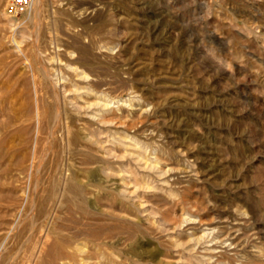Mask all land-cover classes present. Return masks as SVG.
<instances>
[{"label": "rangeland", "instance_id": "rangeland-1", "mask_svg": "<svg viewBox=\"0 0 264 264\" xmlns=\"http://www.w3.org/2000/svg\"><path fill=\"white\" fill-rule=\"evenodd\" d=\"M7 4L0 264H185L194 225L237 224L264 252V0H32L17 17ZM68 181L86 213L61 206Z\"/></svg>", "mask_w": 264, "mask_h": 264}, {"label": "bare ground", "instance_id": "bare-ground-1", "mask_svg": "<svg viewBox=\"0 0 264 264\" xmlns=\"http://www.w3.org/2000/svg\"><path fill=\"white\" fill-rule=\"evenodd\" d=\"M35 4V3H34ZM38 4V3H37ZM93 13V12H92ZM58 20V19H57ZM85 23V22H84ZM60 26V25H59ZM73 33V32H72ZM68 34V33H67ZM47 40V39H46ZM86 41V40H85ZM99 41V40H98ZM103 41V40H102ZM40 42V41H39ZM46 42V41H45ZM47 43V42H46ZM75 43V42H74ZM52 44V43H51ZM38 45V44H37ZM101 48V47H100ZM104 48V47H103ZM102 49V48H101ZM78 51H79V53H80V58H79V60L80 61H82V63H87L89 66H90V68L92 67V68H94V67H96V66H94L95 64V58L96 57H94V54H92V52H91V50H90V48H89V46H85V45H82V46H80L79 48H78ZM69 55V54H68ZM72 56V55H71ZM77 57V56H76ZM56 60V59H55ZM98 59H96V61H97ZM61 62V61H60ZM62 64V63H61ZM102 66V65H101ZM41 67V66H40ZM74 67V66H73ZM76 67V66H75ZM52 69V68H51ZM76 69H78V68H76ZM100 69H102V68H100ZM99 69V70H100ZM57 70V69H56ZM107 70V69H106ZM102 71V70H101ZM113 71V70H112ZM95 72V71H94ZM42 74V73H41ZM56 77V76H55ZM58 77V76H57ZM62 77V76H61ZM84 78H85V76H83ZM82 77V78H83ZM78 78H80V77H78ZM77 78V79H78ZM86 78H89L88 76L86 77ZM100 79H101V77H100ZM93 80V79H92ZM55 81V80H54ZM60 81V80H59ZM62 81V80H61ZM102 82V81H101ZM36 83V82H35ZM39 83V82H38ZM59 83V82H58ZM71 83V82H70ZM91 83V82H90ZM57 84V83H56ZM99 84V83H98ZM97 84V85H98ZM73 85V84H72ZM45 86V85H44ZM95 86V85H94ZM100 86H106L105 84H102V83H100ZM57 87V86H56ZM59 87V86H58ZM48 88V87H47ZM75 88V87H74ZM43 89V88H42ZM58 90V89H57ZM74 90V89H73ZM107 90V89H106ZM64 91V90H63ZM66 91V90H65ZM76 91V90H75ZM74 92V91H73ZM81 92V91H80ZM98 92H99V90H98ZM98 92H96V94L98 93ZM37 93V92H36ZM66 93V92H65ZM101 93H102V90H101ZM107 93V92H106ZM95 94V95H96ZM105 93H102L101 95H99L98 97H99V99H103L105 102H106V104H104V106L105 107H108V106H110V103H118L119 101H116L115 100V98H110V99H108V97L106 98V94L104 95ZM98 95V94H97ZM104 95V96H103ZM109 96V95H108ZM97 97V96H96ZM57 100H59V99H57ZM34 102V101H33ZM75 102V101H74ZM94 104V103H93ZM97 104V103H96ZM100 105H102V104H100ZM82 106V105H81ZM113 107V106H112ZM102 108V107H101ZM113 109V108H112ZM102 110V109H101ZM100 110V111H101ZM105 110V109H104ZM111 110V109H110ZM107 111H109V110H106V113H107ZM60 113V112H59ZM45 114V113H44ZM122 116V115H121ZM20 117V116H19ZM39 117V116H38ZM104 118V117H103ZM26 119V118H25ZM23 120V119H22ZM68 120V119H67ZM98 121V120H97ZM26 123V122H25ZM57 123V122H56ZM39 126V125H38ZM59 127V126H58ZM95 127V126H94ZM16 131V130H15ZM66 136H68V135H66ZM65 136V137H66ZM45 137V136H44ZM48 138V137H47ZM48 141V140H47ZM4 142V141H3ZM46 143V142H45ZM70 143V142H69ZM78 143V139H76V138H74L73 139V142H72V144H77ZM99 143V142H98ZM36 144V143H35ZM87 144V143H86ZM104 145V144H103ZM34 146V145H33ZM50 146V145H49ZM73 146V145H72ZM52 147V146H51ZM73 147H75V146H73ZM138 147V146H137ZM136 147V148H137ZM34 148V147H33ZM43 148V147H42ZM41 148V149H42ZM36 149V148H35ZM74 149V148H73ZM6 151V150H5ZM52 151V150H51ZM7 152V151H6ZM48 152V151H47ZM36 153V152H35ZM49 153V152H48ZM73 154V153H72ZM85 155V154H84ZM115 155V154H114ZM48 156V155H47ZM23 157H25V156H23ZM45 158V157H44ZM47 158V157H46ZM41 159V158H40ZM23 160V159H22ZM8 162V161H7ZM73 164V163H72ZM34 165V164H33ZM6 167V166H5ZM42 167V166H41ZM64 169V168H63ZM3 170H5V169H3ZM74 170V169H73ZM20 173V172H19ZM80 173V172H79ZM30 175V174H29ZM166 175V174H165ZM32 176V175H31ZM36 176V175H35ZM39 176V175H38ZM73 176V175H72ZM162 176V175H161ZM82 177V176H81ZM32 179V178H31ZM74 179V178H73ZM81 179V178H80ZM44 180V179H43ZM23 181H24V179H23ZM72 181V180H71ZM71 181H68V182H71ZM76 181V180H75ZM80 181V180H79ZM41 182V181H40ZM44 182H45V180H44ZM50 182V181H49ZM48 182V183H49ZM2 183V182H1ZM1 183H0V185H1ZM36 183V182H35ZM48 183L46 184V185H48ZM52 183V182H51ZM50 184V183H49ZM53 184V183H52ZM64 184V183H63ZM167 184V183H166ZM166 184H164V185H166ZM31 185V184H30ZM35 186V185H34ZM49 186V185H48ZM65 186H66V184H65ZM64 186V188H63V193H62V200L60 199L59 200V202L61 203V206H63V204L64 205H67V206H69L70 208H71V210L72 211H81L82 213L84 212V213H86V209H85V207H83V205H81L80 204V197H81V192H82V189H84V188H82L81 189V187L76 183V182H71L68 186H66L65 187ZM50 187V186H49ZM28 188V187H27ZM35 188V187H34ZM44 188V187H43ZM39 189V188H38ZM43 190V189H42ZM34 191V190H33ZM84 191V190H83ZM168 191V190H167ZM38 192V191H37ZM50 192V193H49ZM57 192H58V188L56 187V185L55 184H53V185H51V187L49 188V190L48 191H46V193H49V194H52V195H54V197H55V195L57 194ZM23 193V192H22ZM29 193V192H28ZM169 193H171V192H169ZM12 194V193H11ZM35 194V193H34ZM41 194H45V193H41ZM49 194H48V196H49ZM47 195V194H46ZM47 196V197H48ZM83 196V195H82ZM158 196V195H157ZM176 196V195H175ZM16 197V196H15ZM46 197V198H47ZM61 197V196H60ZM167 197V196H166ZM40 198H41V196H40ZM46 198H45V200L44 201H42L41 202V200H38V201H40L39 202V207H40V205L41 206H44L43 205V202H46ZM27 200V199H26ZM25 200V201H26ZM33 200V199H32ZM55 200V199H54ZM53 200V201H54ZM63 203V204H62ZM5 204V203H4ZM13 204V203H12ZM52 204V203H51ZM83 204V203H82ZM33 205V204H32ZM36 205V204H35ZM146 205V204H145ZM87 206V205H86ZM48 207V206H47ZM31 208V207H30ZM53 208V207H52ZM32 209V208H31ZM30 209V210H31ZM45 209V208H44ZM35 211V210H34ZM45 211V210H44ZM52 211H54L53 209L52 210H50V212L49 213H51ZM158 211V210H157ZM241 211V210H240ZM65 212V211H64ZM12 213V212H11ZM24 213V212H23ZM168 213V212H167ZM240 213V212H239ZM21 214V213H20ZM19 214V215H20ZM87 214H88V210H87ZM93 214V213H92ZM92 214H89V215H92ZM95 214V213H94ZM5 216V215H4ZM21 216V215H20ZM19 216V217H20ZM243 216L244 215H242V214H239V216L238 217H236V218H238L239 220H241L242 218H243ZM33 217V216H32ZM51 217V216H50ZM54 217V216H53ZM64 217V216H63ZM90 217V216H89ZM96 217V216H95ZM185 217V216H184ZM52 218V217H51ZM61 218V217H60ZM181 218V217H180ZM40 219V218H39ZM38 219V220H39ZM63 219V218H62ZM153 219V218H152ZM25 221V220H24ZM28 221V220H27ZM36 221V220H35ZM50 221V220H49ZM162 222V221H161ZM184 222L186 223V224H193V220L191 219V217L189 216V217H187L186 216V218H185V220H184ZM195 222V221H194ZM3 223V222H2ZM23 223V222H22ZM36 223V222H35ZM95 223V222H94ZM166 223V222H165ZM37 224V223H36ZM45 224V223H44ZM148 224V223H147ZM240 224V223H239ZM13 225V224H12ZM43 225V224H42ZM56 225V224H55ZM109 225V224H108ZM166 225H169V223H166ZM231 225V224H230ZM233 225V224H232ZM242 225H243V223H242ZM11 226V225H10ZM45 226V225H44ZM180 226V225H179ZM236 226H238L237 224H236ZM236 226H233V227H231V228H228L227 226H226V228L225 227H223V228H225V229H218L217 227H214V228H204V229H202V227H201V225L200 226H196V225H194L192 228H195L196 230H199V232L197 233V234H192V236H193V238H191V240L189 241L190 242V244L192 245V246H189V248L186 246V247H184V249L185 248H187L184 252H182V253H185L186 255V263L187 264H226V261H224V260H222V259H220V257H222L221 255H219L220 253L219 252H223L226 256H227V258H228V260H229V262H233V263H236V264H261V262H263L264 261V252H263V250L261 249V246H259V247H256L255 246V249L256 250H253V255H249V253H248V246L247 245H249V243H247V241H246V237H248L247 235L248 234H246V236H245V238L246 239H244V236H242L241 234V228H238V227H236ZM19 227V226H18ZM64 227V226H63ZM207 227V226H206ZM167 228V227H166ZM39 229V228H38ZM48 229V228H47ZM55 229V228H54ZM190 229V228H189ZM5 230V229H4ZM170 230H172V229H170ZM194 230V229H193ZM173 231V230H172ZM3 232V231H2ZM9 232V231H8ZM154 232V231H153ZM10 233V232H9ZM14 233V232H13ZM38 233V232H37ZM111 233V232H110ZM183 233V232H182ZM30 234V233H29ZM28 234V235H29ZM31 234H32V232H31ZM30 234V235H31ZM35 234V233H34ZM40 234V233H39ZM190 234V233H189ZM29 235V236H30ZM87 235V234H86ZM101 234H99V233H94L93 235H92V237H97V236H100ZM104 235V234H103ZM176 235H178V234H176ZM244 235H245V233H244ZM32 236V235H31ZM48 236V235H47ZM263 236V235H262ZM43 237V236H42ZM41 237V238H42ZM155 237V236H154ZM191 237V236H190ZM7 238V237H6ZM40 238V237H39ZM49 238V237H48ZM103 238V237H102ZM28 239V238H27ZM32 239V238H31ZM35 239V238H34ZM68 239V238H67ZM250 240H252L251 238H250ZM13 242V241H12ZM26 242V241H25ZM2 243H4V241L2 242ZM6 243V242H5ZM15 243H16V241H15ZM70 243H72V242H70ZM69 243V244H70ZM251 243V242H250ZM26 244H27V242H26ZM1 245V244H0ZM75 245V244H74ZM177 245V244H176ZM58 247H56V248H59V245H57ZM252 246V245H251ZM27 247V246H26ZM37 247V246H36ZM44 248V247H43ZM61 249L63 248V247H60ZM66 248V247H65ZM20 249H21V247H20ZM36 249V248H35ZM42 249V248H41ZM60 249V250H61ZM67 249V248H66ZM95 249V248H94ZM11 250V249H10ZM58 250V249H57ZM56 249H55V251H57ZM62 250H65V249H62ZM97 250V249H96ZM183 250V249H182ZM219 250V251H218ZM221 250V251H220ZM250 250V249H249ZM59 251V250H58ZM71 251V250H70ZM76 251V250H75ZM21 252V251H20ZM39 252V256H38V258H41L42 259V256H43V254L44 253H42V252H44V251H42V252H40V251H38ZM53 252H54V250H53ZM53 252H51V254H53ZM60 252V251H59ZM35 253V252H34ZM79 253H80V251H79ZM99 253V252H98ZM169 253V252H168ZM219 253V254H218ZM33 254V253H32ZM51 254H50V256H51ZM56 254V257L58 258V255L59 254H61V253H59L58 255H57V252L55 253ZM55 254H54V256H53V258L55 257ZM69 254V253H68ZM100 254V253H99ZM38 255V254H37ZM49 256V259L51 258ZM63 256V255H62ZM62 256H59V257H61L62 258ZM184 256V255H183ZM224 256V255H223ZM64 257V256H63ZM92 258V257H91ZM96 258V257H95ZM181 258H183V257H180V259ZM64 259V258H63ZM179 259V258H178ZM184 259V258H183ZM182 259V260H183ZM59 260H61L62 261V259H59ZM58 260V261H59ZM185 260V259H184ZM227 260V261H228ZM56 261V260H55ZM54 261V259H50V261L48 262V263H50V264H56V262ZM86 261V260H85ZM180 261V260H179ZM82 262V261H81ZM8 263V262H7ZM90 263V262H89ZM178 263V262H177ZM185 263V262H184ZM185 263V264H186ZM61 264V263H60ZM230 264V263H229Z\"/></svg>", "mask_w": 264, "mask_h": 264}, {"label": "built area", "instance_id": "built-area-1", "mask_svg": "<svg viewBox=\"0 0 264 264\" xmlns=\"http://www.w3.org/2000/svg\"><path fill=\"white\" fill-rule=\"evenodd\" d=\"M32 0H8L7 13L11 17H17L27 12Z\"/></svg>", "mask_w": 264, "mask_h": 264}]
</instances>
